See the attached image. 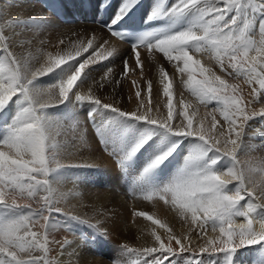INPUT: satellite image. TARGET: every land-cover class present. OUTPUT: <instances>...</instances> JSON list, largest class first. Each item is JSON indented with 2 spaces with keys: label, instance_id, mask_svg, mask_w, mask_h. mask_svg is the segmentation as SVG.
Instances as JSON below:
<instances>
[{
  "label": "snow or ice",
  "instance_id": "snow-or-ice-1",
  "mask_svg": "<svg viewBox=\"0 0 264 264\" xmlns=\"http://www.w3.org/2000/svg\"><path fill=\"white\" fill-rule=\"evenodd\" d=\"M137 2L124 0L113 24ZM189 12L194 15L187 27L154 42L141 41L132 45L131 52L141 74V49H146L153 58L157 52L161 53L169 63L174 62L172 76L175 79L177 73L180 74L178 86L183 85L201 104L207 106L215 102L220 106L223 121L217 120L214 114L217 109L214 108L208 114L211 119L206 116L195 127L192 119L195 110L189 113L192 105L182 94L174 111L173 80L169 79L163 66L159 67L158 73L166 101L153 105L141 100L135 111L122 109L115 97L106 102L96 95V91L106 84H112L115 89L120 83L115 78L109 79L112 68H108L99 81L92 79L86 91L82 90L88 85L79 83L89 66L88 60L80 62L65 80L46 91L33 87L36 79L68 64L75 57L71 51L65 54L58 52L55 56L52 52H45L43 45L46 41L43 39L39 41L40 48L35 47L33 39L23 41L18 55L17 44L22 33L13 26H27L34 19L11 20L6 12L0 11V111L9 102L18 105L6 134L0 138V264H66L61 257L70 242L55 238L58 221L53 213L109 236L107 229L103 228L104 221L96 219L90 222L59 207L62 199L58 189L60 183L49 179L52 172L64 167H97L91 163H60L61 150L67 145L55 138L61 135L60 131H56L55 136L51 134L53 118L46 110L65 103L70 94L75 107L83 104L93 106L88 114L90 121L97 120V109H101L114 117L144 121L176 136L194 137L199 141L167 186L146 192L148 199L156 197L175 209L185 221L190 220L191 231L197 232L198 238L203 240V244L198 246L199 253L222 254L224 264H232L233 255L239 248L264 244V168H247L239 160V154L250 147L246 142L249 122L255 116L264 117V109L259 112L255 109L260 98L264 97V0H175L166 11L163 5L155 8L150 19L162 16L180 19ZM102 28L109 37L123 41L121 33L110 27ZM60 43L64 44V40ZM87 43L91 47L93 40L89 39ZM107 43L105 40L104 44ZM117 53L118 49L113 46L107 56L100 51L96 55L106 60ZM75 55H80L79 50ZM202 57L214 60L220 74L213 67H206ZM122 59L126 74L129 59L127 56ZM197 72L202 78H196ZM240 80L251 90L246 92L241 83L235 82ZM152 89L153 84L148 81L149 97ZM135 95L139 98L140 91ZM162 108L167 109L166 114ZM174 119L177 121L175 124L172 123ZM110 124L111 120H108L94 125V128L103 150L114 157L122 169L151 137L144 136L129 147L111 150L104 147L105 142L101 138L104 128ZM65 135L78 138L80 147L84 146L83 136L75 127L66 129ZM177 146L173 145L157 155L144 170L145 174L159 167ZM221 160H227V165L217 170L216 165ZM3 213L16 215L9 217ZM101 215L106 216L107 213ZM237 217L244 218L246 222L237 224ZM153 223L160 222L154 220ZM152 235L158 242L157 247L133 249L125 245L124 248L127 252L152 257L151 260L145 259L144 264H177L170 258L178 251L197 252L196 247L190 246L191 241L182 242L188 239L187 236L178 237L171 229H168L167 243L155 231ZM173 241L179 246L178 250L173 247ZM57 249L58 254L51 255ZM187 264H201V260L197 262L193 258Z\"/></svg>",
  "mask_w": 264,
  "mask_h": 264
},
{
  "label": "rangeland",
  "instance_id": "rangeland-1",
  "mask_svg": "<svg viewBox=\"0 0 264 264\" xmlns=\"http://www.w3.org/2000/svg\"><path fill=\"white\" fill-rule=\"evenodd\" d=\"M0 2H1L0 11H4L2 3L8 4L9 2L3 1V0H0ZM35 2L37 1L35 0ZM11 10H9V14L7 16L8 19L23 20V21L34 19V21L29 23L27 26H24V25H14L13 26L18 33H22L18 41V44H17V49H18L17 54L18 55L20 54L19 45L23 41L33 39L35 42V47L40 48L41 46L39 44V41L43 39L44 41H46V43L43 45V50L45 52H52V54L55 56L58 52H60L61 54H65L66 52L71 51L72 55L75 57V60L70 61L68 64L54 70L53 72L47 75L41 76L38 79H36L33 82V85H32L33 87L46 91L51 86H55L59 82L65 80L68 77V75H70L77 68L80 62H83L84 60H88L89 66L88 68L85 69V75L82 78V80L79 82V83H84V84L88 83V85H85V87L82 89L83 91H86L87 87L92 84V79L99 81L101 77L104 76V73L107 72V69L112 68L114 66L116 61H112V57H108V59L105 60L96 55L97 51L102 52L104 56H107V53L102 48L94 47L93 44L91 47H89L87 41L92 38L85 36L83 33L81 34V32H79L78 28L76 27L77 25L75 23H67L65 24V26L67 25L66 28H63V29L61 27L59 28V26L54 25V24L46 28V27H43L42 25L40 26L39 25L40 22L38 20L36 21V17L34 16L32 18L31 17H26V18H21V19L12 18L11 13H10ZM190 15H194V13L189 12L185 14L184 17H182V19L185 21L183 23L188 24L190 22V19H189ZM79 17L81 18V16H77L75 18L77 19L75 22L76 23L81 22V24L84 25L87 21H84L83 19L82 20L80 19L81 21H78ZM57 20H58V23L68 21L67 18L61 19L59 16ZM90 24L96 26L95 21H90ZM186 24H182L184 28L187 27ZM98 25L100 26V22L98 23ZM180 27L183 28L182 26ZM96 35L99 36L101 34L99 33ZM60 40H64V44H61ZM84 48H87V51H84ZM77 50H79L80 52L79 56L75 55ZM146 54L148 55V52L141 55L142 57L141 60L143 61L142 74H141V68L136 66L135 64L133 53L132 52L128 53L125 55V56L128 55L127 57L129 59V66H128L127 73L125 74L124 72L123 74H121L118 72L117 74L119 76L115 77L116 78L115 80L120 81V83L116 85L115 89L113 88V86H111L112 84L105 85L104 88L96 91V95L100 96L106 102H110L111 98L115 97L116 101L119 103V106L122 109L129 110V111H135L141 100H143L146 103H151L153 105H157L161 102H164L166 101V98L163 96V86L160 83L159 84L157 83L159 82L158 69L160 66H163L169 74V79L173 80L174 111L177 110L178 108L177 102L174 103V101L179 100L182 94L184 99H186L190 103H193L194 105H198L199 117L201 119H204L207 116V119L210 120L211 116L208 114L211 113L214 108H216L217 110L215 111L214 114L216 115L217 120L223 121V117L222 115H220V112H219V107H220L219 105L213 102V103L207 104L206 106L205 104L199 103V101H198V104H196L197 101L195 97L192 96L191 93L185 87L179 89L178 86L174 84V79L172 76V73L174 72V67H173L174 62L169 63L167 59L164 58L163 55L158 52L156 53V56H155L156 59L154 58V60L152 56L148 55L149 56L148 57ZM93 60H95L96 63L93 64L92 63ZM133 68H135V71H133ZM123 69H124V66H123ZM154 70L157 71V75H158L157 82L155 81L154 77H151L153 76ZM196 78L200 79L202 77L199 75V73H196ZM109 79H111V76H109ZM148 81H151L153 84L151 97H149L147 93V82ZM78 86L79 84L77 85V87ZM250 90L251 89H249V91ZM73 91H75V86H74ZM137 91H140L141 93L139 98H137L135 95ZM9 107L11 111L9 110ZM91 108H93L91 104H83V105H80L79 107H75L74 102L72 100V96L70 94L69 99L65 103H62L57 107L49 108L46 110L47 114L53 118L51 134L55 136L56 131H60L61 135L55 138L61 141L62 143H66L67 145L61 150L60 163L67 162L64 165H74L72 163H76L77 161L78 163L80 161L84 163L86 159L94 160L95 158H97L99 159V161L102 160V164L98 165L97 167H88V168L64 167V168L58 169L51 173L49 179L54 182H60L59 180L60 179L62 180V177L61 176L59 178L57 177L58 174H60L59 171H66V179L69 181L71 180L72 181L71 183L76 185L75 186V190H77L75 192L76 196L77 197L79 196L81 200L83 199L82 201L76 199L77 200L76 206H74L76 201L71 203V205L73 206L64 205V207H67V208L71 206V208L64 209V210L68 212H74L75 210L78 211L79 209H81L82 212L85 214V217L81 216L82 218L88 219L90 222H95L96 219H100L104 221L103 228L107 229L108 232L111 231V229H109V226H107L106 224L107 221L105 220L104 215H101V213H105V210H107L109 206L108 201L110 200V198H108V201L105 200L107 199L106 197H109L108 191H110L104 180V170L106 168L105 164H107V162L104 160L105 158L110 159L112 163L115 164V173L121 174V176L124 177L125 180H127L125 182L126 186L128 187V188L125 187V192H126L125 195H127V197L128 196L130 197L131 196L130 193H132V192H129L128 190L137 188L138 194L143 197L141 206H145V205L151 206L154 204L155 207L150 209V211L148 210L147 211L146 210L133 211V208L130 207L129 205L123 206L120 209L119 212L121 213L120 214L121 219H120L119 227H122L124 229L121 228L118 232L117 239L120 241V244H119L120 246H118L117 248H115L116 246L113 244L110 245L111 243H109L108 239L104 238L103 235L99 234L98 232H96L93 228L89 227L88 225L78 223L75 220L71 222V224H68L65 221L67 220L66 217L58 216L57 214L53 213V217L55 218L56 221H58V224L56 226L58 228H60L61 226V228L65 231L66 234L74 235L75 238L76 237L80 238V236H78L77 234L71 233V230H70V228H78L79 230H82L84 232L86 230V233L90 232L91 234H94L96 236H101L102 239H104L103 241H99V242L97 241V243L94 241L95 243L94 244L92 243L91 245L90 244L88 245L87 243H85L84 241L80 239L79 243L80 245L82 244L81 246L83 248L80 245L78 246V243H74L72 241L70 243V246H67L65 248L64 255L61 258L66 262V264H144V260L147 258L141 257L136 252H127L126 249L124 248V246L127 245L128 248L138 249L139 245L138 246L135 245L138 234L139 235L141 234L142 236L150 237L151 244H152L151 247H156L158 245V242L155 241V237L152 235L153 231H155L157 235H160L161 239L164 240L165 243H167L168 229H171L172 233L178 237H185V236L189 237L192 235H196L197 232L191 231L192 226H191L190 220L184 221L181 217L179 220L176 221L175 219H173L171 214H169V210H167V212H165L164 215L155 211V210H159V208L157 207L167 205L164 203V201H161L156 197H153L152 199L147 198L146 192L155 191V187H157L156 184L153 187V189H149V190L144 189L146 183L151 184L149 182L157 180L156 182L159 185L157 190H159L162 188V186L158 183L159 180L161 179L160 178L161 176L164 177L165 175H168L169 173L173 172V174L172 173L171 174L173 175L172 177H174L175 173L176 175L179 173V170L181 169V167H179L178 169V167L174 165V163L176 162L174 157H176L177 154L179 155V157H181L180 155H182V152L185 150L184 147H187V144L189 145L188 148L192 147L193 145L192 142H194L195 140L194 137L193 138L187 137L188 139L185 137L182 139L180 138L179 141H177L178 138H172V143L167 142L169 132L166 129H162L159 127H153V126L148 125L147 122L135 121L134 119L127 118V117H118V116L114 117L113 114L106 113L103 110H102L100 119L94 122H89V121L87 122V120H85V117L87 119L89 112L92 111ZM262 108L264 109V105ZM98 110L99 109H97V112ZM17 111H18V105L15 102H9L7 107H5V109L2 111L4 115L0 117L1 119L0 120V138H3L7 131V126L5 127L3 126L5 129L1 126L2 119L7 118V120L11 119L9 121H12ZM256 111L259 112L261 110L256 109ZM162 112L166 114L167 109L162 108ZM2 113H0V116L2 115ZM13 113L14 115H11ZM106 115L108 116L105 117ZM109 116H111V118ZM108 118L111 120V125L104 128L102 132V136H101V138L105 142L104 147H107L111 150L124 149L126 147L133 145L135 142H137L140 138L144 136L151 137L147 141V143L144 144V146L131 158V159H134L136 163L138 164L139 157L141 155V158L143 159L142 160L143 162H141L140 164L141 166L138 164L140 166L139 168L138 166H136L137 168L134 167V170L138 169L139 171L137 172L124 171V168L121 169L118 167L116 163V159L110 156L107 151L103 150V145L99 143V137L96 134L94 125L98 123H103L106 120L108 121ZM172 123L175 124L176 120L174 119ZM249 125L250 127L247 129L249 135L246 137V142L249 144L250 147L244 153L239 154V160L241 162V165L247 168H251V169L264 168V117H260V116L253 117V119L249 122ZM205 126L206 127L208 126L207 120H205ZM72 127H75L81 134L84 131L85 133L86 131L93 132V134L96 137L95 139L97 141L96 146L94 147L91 143H89L88 145V143L83 140L84 146L83 148H81L78 138L72 139L70 138L69 135H65V130L72 128ZM253 132H255L256 134L253 135L252 134ZM74 144L75 146H73ZM177 144L178 146L175 148V151L159 167L145 174L144 170L148 167L149 162H150V161H145L147 157H149L148 152L150 153L156 152L160 154L161 152L167 151L173 145H177ZM190 149H188V151ZM141 153L143 154V156ZM188 155H186V157ZM170 158L171 160L169 162ZM89 163L91 162L89 161ZM226 165H227V160H221V162L218 165H216V168L217 170H222L226 167ZM112 167L113 166H111V168ZM107 168H110V167H107ZM167 170H169V173ZM110 172L112 173V170H110ZM56 178H57V181H55ZM138 178H140L144 182V188H143L144 195L142 194L141 190L137 186L135 187L133 186L132 183H129L132 181L139 180ZM82 186L83 188L78 189ZM132 197L134 196L132 195ZM100 202H105V205L100 204L101 205L100 206L99 205ZM94 208H98L99 211L97 210V212H95L96 210ZM140 213H144V215H140ZM2 215L12 217V216H15L16 214L15 213H3ZM148 217H152V219L150 220L148 219ZM154 220H158L160 223L159 224L153 223ZM241 220L243 222L245 221L244 218L242 217H241ZM144 223L147 224V226H149L150 228H152L151 233H150L151 229H149V227L146 226L147 228L146 227L144 228L142 226L144 225ZM68 225H70L71 227H68ZM161 225H164L165 227H162ZM91 229L95 233L92 232ZM84 240L88 241V239H85V238ZM90 242H93V241H90ZM200 243L201 242L199 243L191 242L190 246L196 247L197 252L194 254L187 252V255H188L186 256L187 259L185 258L186 253H184L183 258H185L187 262L195 258L197 262L201 260V264H206V263L207 264H218L219 255L221 254L216 255V254H209V253H199L198 246L200 245ZM244 248L245 249L239 248L233 255V258H237V257L243 258L244 256L245 258H247V262L249 264H254V263L260 264V262L258 261H261V260H263L262 264H264V244L251 245V246H247ZM72 249H74L76 254H78L79 256L82 255L84 257V260L82 261L78 256H77V259L74 260V255H72L73 252H70V250ZM117 249L120 252H118ZM87 250L89 252H87ZM88 255L91 256L89 257L91 258L90 261H89V258L87 257Z\"/></svg>",
  "mask_w": 264,
  "mask_h": 264
},
{
  "label": "bare ground",
  "instance_id": "bare-ground-1",
  "mask_svg": "<svg viewBox=\"0 0 264 264\" xmlns=\"http://www.w3.org/2000/svg\"><path fill=\"white\" fill-rule=\"evenodd\" d=\"M3 1H8L9 3L8 4H4V3H2V6H3V10L6 12V14H7V16H8V14H9V10H11V17L12 18H18V19H21V18H26V17H36V21L38 20L40 23H39V25L41 26H43V27H46V28H48L49 26H51V25H57V26H59V28L61 27L62 29L63 28H66V26H65V24H67V23H75L77 26V28H78V30H79V32H81V34L83 33L85 36H88V37H90V38H92L93 39V45H94V47H97V48H101V47H99L100 45H103V47H102V49H104L105 50V52L106 53H108V51L113 47V46H115L117 49H118V53L116 54V55H114V56H112V61H116L115 62V64H114V66L112 67V70H113V72H112V75H111V79H113V78H115V77H117V76H119L117 73L119 72V73H121V74H123L125 71H124V69H123V66H124V62H123V60H122V57L123 56H125L126 54H128V53H131V46L132 45H129L128 43H125V42H123V41H121V40H118V39H116V38H113V37H109L108 36V34L104 31V29L103 28H101V27H103L102 26V22H105V21H107L106 19H110L111 20V22H113V20L115 19V17H116V15H117V12H118V10L121 8V5L124 3V0H116L114 3H113V5H112V8H111V10H110V12H108V13H105V12H102V11H100L99 10V4H100V0H91V4H90V6H86L85 4H84V0H82V2H81V0H50L51 2H59L60 4H61V9H62V16L63 15H65L66 16V18H67V20L68 21H66V22H60V23H58V16H57V14L55 13V12H52L51 10H49L48 8H45L44 7V5H43V2H44V0H36L37 2H35V0H3ZM80 2V3H79ZM173 3H175V0H167V2H165V0H143V6H142V8H141V10H142V14H143V16L146 18V17H151L152 16V13H153V11H154V9L155 8H157V7H159V6H161V5H163V8H164V10L166 11L167 10V8H169ZM0 4H1V2H0ZM83 11H84V13H83ZM187 14V13H186ZM77 16H81V18L79 17V19H78V21H81L82 19L84 20V21H87L84 25H82L81 24V22L80 23H76L75 21L77 20V19H75ZM192 17H193V15H190V21H191V19H192ZM57 18V19H56ZM168 18L171 20V26L168 28V31H167V33L166 34H164V35H167V34H171V33H173V32H175L177 29H180L181 27L180 26H182L183 27V25L182 24H186V23H183V22H185L182 18H180V19H175V18H173V17H171V16H168ZM74 19V20H73ZM81 19V20H80ZM103 20H105V21H103ZM177 20H179L178 21V23H176L177 22ZM72 21V22H71ZM90 21H95V23H96V26H94V25H91L90 24ZM188 21V20H187ZM100 22V26L98 25V23ZM64 24V25H62V24ZM187 26L189 25V23L188 24H186ZM185 26V25H184ZM54 28V27H53ZM56 28H58V27H56ZM184 28V27H183ZM183 28H181V29H183ZM101 34V35H96V34ZM163 35V36H164ZM162 36V37H163ZM161 38V37H160ZM107 40L108 41V43L107 44H104V41L105 40ZM144 53H147V50L146 49H141V55L142 54H144ZM147 55V54H146ZM128 56V55H127ZM129 56H131V55H129ZM148 56V55H147ZM149 57V56H148ZM121 58V59H120ZM142 58V57H141ZM150 59V58H149ZM156 59V58H155ZM153 60H154V58H153ZM201 60H202V63L206 66V67H213V69L217 72V74H220L219 73V66L218 65H216L215 64V61L214 60H210V59H208L207 57H202L201 58ZM148 62V61H147ZM209 64V65H208ZM198 73V72H197ZM105 74V73H104ZM173 74V73H172ZM122 76V75H121ZM151 77H154L155 78V81L157 82L158 81V75H157V71L156 70H154L153 71V76H151ZM179 77H180V74L179 73H177V75H176V78L174 79V84H176L177 86H178V80H179ZM116 79V78H115ZM235 82H238V83H241L242 85H243V80H240V81H235ZM158 84H159V82H157ZM106 85H111V84H106ZM111 86H113V85H111ZM163 86V85H162ZM244 87H245V91L246 92H248L249 91V89H250V87L249 86H247V85H243ZM176 87V86H175ZM184 86L183 85H179L178 86V88L179 89H181V88H183ZM178 89V90H179ZM184 90V89H183ZM179 92V91H178ZM181 92V91H180ZM182 93V92H181ZM181 93H179V94H181ZM175 99V98H174ZM177 99V98H176ZM195 99H196V104H198V99L195 97ZM178 101V100H177ZM176 100L174 101V103L175 102H177ZM191 105H192V107L189 109V113L191 114L192 112H193V110H195V115H193L192 116V119H193V124H194V127L195 126H197V124H198V122L200 121V120H202L200 117H199V111H198V105H194L193 103H190ZM10 105H11V103H10ZM263 105H264V98L263 97H261L260 98V102L259 103H257L256 105H255V109H260V110H262L263 108ZM7 107V106H6ZM91 109H93V108H91ZM9 110H10V107H9ZM8 111V110H7ZM11 111V110H10ZM14 112H16V111H14ZM0 113H2V111H0ZM101 113H102V110L101 109H99L98 110V112H97V120L98 119H100V116H101ZM4 114L2 113V115L0 116V117H2ZM11 115H14V113L13 114H11ZM108 115H106L105 117H107ZM15 117V116H14ZM14 117H13V119H14ZM110 118H111V116H109ZM6 118V117H5ZM88 118V117H87ZM13 119H12V121H13ZM106 119V118H105ZM1 120V119H0ZM9 120H11V119H9ZM9 120H7V118L6 119H2V124H1V126L3 127H5V126H8V125H10L11 123H12V121H9ZM80 120V119H79ZM85 120H87L86 119V117H85ZM108 120H110L109 118H108ZM107 121V120H106ZM87 122H88V120H87ZM177 122V121H176ZM111 125V124H110ZM3 127V128H4ZM5 129V128H4ZM53 130V129H52ZM124 131V130H123ZM110 132H111V130H110ZM105 133H106V131H105ZM1 134H2V132H1ZM82 135L84 136L83 137V140L85 141V142H87L88 143V145H89V143H91L94 147L96 146V143H97V141H96V137H95V135L93 134V132H87L86 131V133H85V131L82 133ZM163 135H164V133H163ZM160 137H162V136H160ZM172 138H178L177 139V141H179V139L181 138H184V137H179V136H176L175 134H173V133H170L169 132V136H168V138H167V142H171L172 143ZM185 138H187V137H185ZM189 138V137H188ZM187 138V139H188ZM193 138V137H192ZM165 139V138H164ZM195 140H194V142H192V147H190V148H188V144H187V147H184V151L182 152V155H180L181 157H179V155L177 154V156L179 157V159H178V157L176 156V157H174L175 158V163H174V165H176L177 167H178V169H179V167H183V165H184V163H185V160H186V155H188V154H190V152L196 147V145L199 143V141L196 139V138H194ZM166 140V139H165ZM164 140V141H165ZM84 141H83V143H84ZM79 143H80V141H79ZM118 143V142H117ZM191 143V142H190ZM84 145V144H83ZM101 147V146H100ZM154 147V146H153ZM170 147V146H169ZM83 148V147H82ZM172 148V147H171ZM67 149V148H66ZM81 149V148H80ZM102 149V148H101ZM188 149H190L189 151H188ZM153 150H154V148H153ZM157 151V150H156ZM160 152V151H159ZM174 152V151H173ZM172 152V153H173ZM66 153V152H65ZM162 153V152H161ZM142 154V153H141ZM146 154V153H145ZM148 154H149V157H147V159L145 160V161H152L156 156H157V154L158 153H154V152H152V153H150V152H148ZM147 154V155H148ZM159 155V154H158ZM142 156H143V154H142ZM144 156H146V155H144ZM73 157V156H72ZM136 158V157H135ZM144 158V157H143ZM183 158V159H182ZM102 159H104V158H102ZM182 159V160H181ZM85 160V159H84ZM83 160V161H84ZM106 162H107V164H105L106 165V168H105V170H104V180H105V183L107 184V186H108V188H109V190L110 191H108V193H109V197H106L107 199H105V200H107L108 201V198H110V200L108 201L109 202V206H111V207H109L108 206V208H107V210H105V213H107V215L105 216L104 215V218H105V220L107 221L106 222V224H107V226H109V229H111V231L110 232H108L109 233V236L108 237H105V236H103L104 238H106V239H108V241H109V243H111L110 245H115L116 247L115 248H117L118 246H120L119 244H120V241L117 239V235H118V232H119V230L122 228V227H119V224H120V209L123 207V206H126V205H129L130 207H132L133 208V211H143V210H148V211H150V209H152L153 207H155V205L153 204V205H145V206H141V202H142V196L141 195H139L138 194V190H137V188H133V189H130V190H132V191H130V190H128L129 192H132V193H130V197L128 196L127 197V195H125L126 194V192H125V187L126 188H128L127 186H126V181L127 180H125L124 179V177H122L121 176V174H116L115 173V164L114 163H112V161L110 160V159H107V158H105L104 159ZM143 159L141 158V155H140V157H139V161H138V164L140 165L141 164V162H143L142 161ZM170 160H171V158L169 159V162H170ZM88 161V162H87ZM89 161L91 162V164H95V165H101L102 164V160H100L99 161V159H97V158H95L94 160H91V159H86L85 160V162L84 163H82V161H80L79 163H78V161L76 162V163H72V164H85V163H89ZM172 161H173V159H172ZM150 162H149V164H150ZM67 163V162H66ZM66 163H61V164H66ZM135 163H136V161H135ZM137 163H136V165H135V167L136 166H138V168L141 166H139ZM173 165V164H172ZM111 166H113L112 168H111ZM107 167H110V168H107ZM171 167V166H170ZM169 167V168H170ZM104 168V167H103ZM102 168V169H103ZM137 168V167H136ZM177 169V170H178ZM110 170H112V173L110 172ZM133 170V171H132ZM170 170V169H169ZM169 170H167L168 171V173H169ZM173 170V169H172ZM129 171H131V172H137V171H139L138 169H131V170H129ZM141 171H143V170H141ZM180 171V170H179ZM121 172V171H120ZM166 172V171H165ZM171 172V171H170ZM59 173L60 174H58V178L61 176L62 177V180L60 179L59 181L60 182H58V183H60L59 184V186H58V189H59V195H60V197H62V199H61V202H60V204H59V207H61L62 209H68V208H71V206H73V205H71V203H73V202H75L76 201V203H75V205L74 206H76L77 205V200H80V201H82L81 200V198H79V196L77 197L76 196V194H75V192L77 191V190H75V186L76 185H74L73 183H71L72 181L70 180H67L66 179V171H59ZM140 173V172H139ZM164 173V172H163ZM172 174H173V172H171ZM171 173H169L168 175H165L164 177H160L161 179L159 180V184L162 186V188L163 187H165V186H167L176 176V173H175V175H174V177H172L173 175L171 174ZM132 174V173H131ZM157 175V174H156ZM160 175V174H159ZM149 177V176H148ZM139 180H136V181H132V182H129V183H132L133 184V186H137L140 190H141V192H142V194H143V188H144V182L140 179V178H138ZM55 181H57V178L55 179ZM145 181V180H144ZM151 181V180H150ZM157 181V180H156ZM156 181H151V182H149V183H151V184H147L146 183V185H145V188L144 189H153V187L155 186V184L157 185V187H155V191L157 190V188H158V184H157V182ZM136 182V183H135ZM136 184V185H135ZM84 186V185H83ZM83 186L82 187H80V188H78V189H81V188H83ZM86 190V189H85ZM83 191V190H82ZM125 192V193H124ZM86 193V192H85ZM85 195V194H84ZM90 195V194H89ZM132 195L134 196V197H132ZM144 195V194H143ZM146 196V195H145ZM77 199V200H76ZM86 199V198H85ZM93 199V198H92ZM91 199V200H92ZM120 199V200H119ZM95 200V199H94ZM104 200V201H105ZM119 200V201H118ZM156 200V199H155ZM156 202H158V201H156ZM102 205V204H104L105 205V202H100L99 203V205ZM64 205H71L70 207H64ZM100 205V206H101ZM129 207V208H130ZM157 208H159V210H155V211H157V212H159L160 214H162V215H164V213L165 212H167V210H169V214H171V216L173 217V219H175L176 221L177 220H179L180 218H181V216L175 211V209H173V208H171L169 205H166V206H161V207H157ZM96 211L95 212H97V210L99 211V209L98 208H94ZM92 211H93V209H92ZM74 213H76V214H79L80 216H82V217H85V214L82 212V210L81 209H79L78 211L77 210H75L74 211ZM69 218H67V220H65L68 224H71V222H73L74 220H72V219H69ZM115 219V220H114ZM184 221H185V219L184 218H182ZM181 219V220H182ZM246 221H242L241 220V217H237L236 218V223L237 224H240V223H245ZM172 223H174V222H172ZM168 224V223H167ZM86 225V224H85ZM169 225V224H168ZM60 226V225H59ZM144 228L147 226V224H145L144 223V225H142ZM233 226H236V225H233ZM67 227V226H66ZM68 227H71L70 225H68ZM147 227H149V226H147ZM146 227V228H147ZM257 227H258V225H257ZM122 229H124V228H122ZM149 229H151L150 230V233H151V231H152V228H150L149 227ZM70 230H71V233H74V234H77L78 236H80V238H78V237H76L77 239H79V240H77L76 238H75V236L74 235H69V234H66L65 233V231L61 228V226H60V228H57V230L55 231V233H54V236H55V238L56 239H58V240H68L70 243L73 241L74 243H78V246L80 245V243H79V241H80V239L82 240V241H84L85 243H87L88 245L90 244H94L95 242L97 243V241L99 242V241H103L104 239H102V237L101 236H96V235H94V234H91L90 232L89 233H86V230H85V232L84 231H82V230H79L78 228H70ZM89 230V229H88ZM91 231H92V229H91ZM92 232H94V231H92ZM138 232V231H137ZM83 233V234H82ZM95 233V232H94ZM149 234V233H148ZM76 235V236H77ZM188 237V236H187ZM84 238L85 239H88V241H86V240H84ZM105 239V240H106ZM119 242H118V241ZM90 241H93V242H90ZM95 241V242H94ZM188 241H191V242H201L200 243V245H202L203 244V240L202 239H199L198 238V236H197V234L196 235H192V236H189L188 237V239L187 240H184V243H188ZM106 242V241H105ZM172 244H173V247H175L177 250L179 249V246L178 245H176L175 244V242H172ZM82 245V244H81ZM80 245V246H81ZM99 245V244H98ZM135 245H139L138 246V249H143V248H145V247H151L152 246V244H151V240H150V237H148V236H142L141 234L139 235H137V239H136V242H135ZM76 246H77V244H76ZM95 246V245H94ZM158 246V245H157ZM156 246V247H157ZM82 247V246H81ZM75 248V247H74ZM83 248V247H82ZM85 248V247H84ZM76 249H78V248H76ZM243 249H245L244 247H243ZM84 250H86V249H84ZM118 250V249H117ZM121 250V249H120ZM122 250H123V248H122ZM75 250L74 249H72V250H70V252H74ZM78 251V250H77ZM80 251V250H79ZM58 252H59V249H57L55 252H53L51 255H53V256H55V255H57L58 254ZM67 252V251H66ZM87 252H89L88 250H87ZM118 252H120L119 250H118ZM81 253V252H80ZM184 253H186L185 254V258L187 259V257L186 256H188L187 255V252H184ZM184 253H180L179 251H178V254L176 255V256H173V257H171L170 259H172V260H175L178 264H185V263H187V260L185 259V258H183V254ZM86 254V253H85ZM117 255H119V254H117ZM181 255V256H180ZM77 256L83 261L84 260V257L81 255V256H79L78 254H76V255H74V260H76L77 259ZM122 256V255H121ZM124 256V255H123ZM88 258L89 257H91L90 255H88L87 256ZM141 257H143V258H147L148 260H151L152 259V257H145V256H141ZM124 258V257H123ZM90 259L91 258H89V261H90ZM127 259V258H126ZM96 260V259H95ZM258 262H260V264H262L263 263V260H261V261H258ZM167 264V263H166ZM207 264V263H206ZM218 264H224V257H223V255L221 254V255H219V263ZM232 264H249L248 262H247V258H245L244 256H243V258H241V257H237V258H232ZM254 264H257V263H254Z\"/></svg>",
  "mask_w": 264,
  "mask_h": 264
}]
</instances>
